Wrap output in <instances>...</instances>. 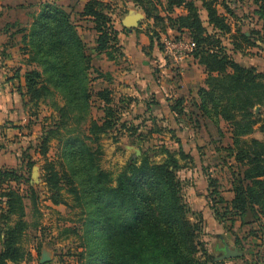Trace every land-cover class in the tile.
Returning <instances> with one entry per match:
<instances>
[{
    "label": "trees",
    "instance_id": "1",
    "mask_svg": "<svg viewBox=\"0 0 264 264\" xmlns=\"http://www.w3.org/2000/svg\"><path fill=\"white\" fill-rule=\"evenodd\" d=\"M129 1L153 23L157 40L160 33L168 30L187 33L193 46L191 57L206 73L204 87L198 90L194 104L197 114L217 128L226 124L231 133L232 143L217 151H225L240 169L233 175L231 200L216 189L211 190L218 183L210 180L208 199L214 202L210 209L216 220L222 225L230 221L231 227L240 222L244 227L250 224L245 223L249 217L252 225L260 224L264 219V73L243 66L232 54L242 51L244 45L261 47L255 34L240 28L233 34L227 17L237 19L236 14L225 4L227 13H220L218 0ZM254 1L258 5L255 13L264 23V0ZM178 10L182 14H176ZM77 14L92 24L97 35L95 51L113 61L111 51L119 52V36L129 30L115 28L112 5L104 0H89ZM16 34L20 35L21 53L28 69L24 74H15L16 79H23L26 106L31 111L50 101L57 113L42 128L34 153L47 161L50 144H59L57 162L45 164L44 183L54 205L65 204V191L73 198L75 209L81 211L80 257L84 264H218L200 239L202 218L199 217L200 224L191 220L178 176L185 168L182 163L193 161L190 154L182 149L176 154L166 150L161 152L165 158L162 163H152L147 156L140 162L131 159L115 183L112 175L102 169L103 136L126 132L145 143L148 135L162 134V130L153 114L145 118L152 127L145 121L136 128L123 122L122 115L135 100L116 101L109 88L92 91L93 59L71 13L55 2L42 3L29 26L19 25ZM227 39L231 40V49ZM2 49L0 55L4 56L7 48ZM95 101L103 113L99 120L92 117ZM184 103L180 99L168 106L180 123L187 117ZM147 107L150 113L151 104L147 103ZM257 133L263 136L262 140L253 137ZM91 145H97V149ZM34 166V162H29L26 169L30 171ZM22 171V167L0 170V191H4L0 199L5 200L4 208H0V264H21L32 259L22 245L29 228L23 197L14 189L5 190L21 181Z\"/></svg>",
    "mask_w": 264,
    "mask_h": 264
},
{
    "label": "rangeland",
    "instance_id": "2",
    "mask_svg": "<svg viewBox=\"0 0 264 264\" xmlns=\"http://www.w3.org/2000/svg\"><path fill=\"white\" fill-rule=\"evenodd\" d=\"M86 1L0 0V14L3 17L0 29H4L6 26L7 19L4 18L6 14H16L19 16L18 21L12 18L10 22L13 24L18 22L21 26H25L29 24L28 16H32V13L34 14L38 8L40 9V4L55 2L71 13L72 20L77 25L78 31L88 48V53L93 59L90 72L93 92L109 88L113 91L116 101L126 100L129 95L139 98L142 104L152 100L158 101L159 110L162 111L168 108L170 103L180 99L184 100L185 111L189 118H182L180 123L172 116L165 118L164 114L159 115L158 125L163 132L161 131L162 134L154 136L148 135L149 140L145 143L139 142L135 137H130L131 135L126 132L120 135L115 133L103 136L100 142L101 167L112 175L115 183L117 175L131 159L140 162L143 156H147L152 163H162L165 161L163 152L168 150L170 153L176 154L182 149L184 153L191 155L193 161L182 163L185 168L178 173V176L182 180L183 192L191 210L192 222L200 224L199 217L202 218L203 229L200 239L207 244L208 252L217 257L216 249L222 250L224 244H229L232 248L239 247L243 251L247 259L244 262L247 264H264V219L260 224L252 225V219L247 217L245 223L250 222V224L244 227H241L239 222L232 227L230 221L224 222L223 231L228 230L226 235V231H220L219 227H216L212 217H215L214 213L209 212L211 203L212 205L214 203L208 199L210 180H216L218 183L216 188L212 187L211 190L216 189L226 200H231L233 175L239 171L240 167L227 156L225 151H217L218 148H226L232 143L231 133L227 125L222 123L220 128H217L197 114V108L194 104L198 101V96L195 98L194 93L197 95L198 91H195L190 77L187 78V73L180 74V70L175 67V64L164 52V44L169 40L190 41L187 33L180 35L168 30L167 33H160V39L157 40L154 35L153 23L146 19L141 10L134 8L129 0H104L107 4L112 5V20L115 28L119 31L123 29L122 20L130 12L144 15V19L132 33L122 32L120 34L119 52L111 51L114 60L110 61L106 55L98 54L95 51L97 35L91 29L92 24L81 19L77 14ZM218 3L220 13H227L224 4L235 12L237 19L227 17L233 29L240 28L244 32H253L255 34L254 39L261 46L248 47L244 45L242 51L238 52L245 59V64L242 65L247 68H256L253 67L256 65L264 68V23L259 20L255 13L258 5L254 0H218ZM29 12L31 14L26 16ZM176 14H182V11L178 10ZM202 16L205 19L204 12H202ZM12 32H18L17 28L14 27ZM157 32L160 30L157 29ZM16 56L13 59L15 64L21 62ZM190 57L183 63V67L189 70L195 69L191 65ZM170 69L176 73L171 72ZM256 69L258 70V68ZM25 70L28 69L23 68V71ZM258 72L264 73L261 70ZM100 74H103L102 77ZM196 75L199 76L200 74ZM109 86L113 87L110 88ZM128 100L133 99L128 98ZM50 104L49 101V103L40 104L35 110L31 109L30 116L32 119H29V122L32 135H30V143L26 140V145L23 148L25 150L19 151L20 163L17 165V169L23 168L22 179L10 184L5 190L7 188L14 189L23 197L26 212L25 221L29 228L23 236L22 245L32 259L21 264H84L80 257L83 252L81 247L83 244L81 211L75 209L73 198L65 191L63 192L65 204L54 205L50 201L51 196L44 183L45 164L47 161L57 162L59 144L57 141L50 144L47 161L39 154L34 153L42 128L49 125L51 120L57 117V113L53 111ZM257 109L255 112L258 114L260 109ZM92 117L96 120L103 117L100 104L96 101L92 105ZM138 118L140 120L136 121L134 118L132 120L130 115H122L123 122H128L132 128H136L142 122L144 124L145 118L140 116ZM147 123L146 125L153 126L152 122ZM170 131H174L173 134L169 133ZM253 137L259 140L263 139V136L258 133ZM91 146L95 150L97 149V145ZM137 150L140 151V154H137ZM27 156H29V160ZM29 162L35 164L30 171L26 169ZM32 191L35 192L34 198ZM3 192L0 191V194ZM4 202L5 200L1 201L0 199L1 209L4 208ZM251 232H255V235H251ZM220 233H222L220 237L224 238L223 240L218 238ZM236 236L239 237L240 244L238 246L234 244Z\"/></svg>",
    "mask_w": 264,
    "mask_h": 264
},
{
    "label": "crops",
    "instance_id": "3",
    "mask_svg": "<svg viewBox=\"0 0 264 264\" xmlns=\"http://www.w3.org/2000/svg\"><path fill=\"white\" fill-rule=\"evenodd\" d=\"M88 1L89 0H87L86 2ZM0 7H1V3H0ZM39 11L40 9L38 8V10L34 14L33 13L31 14L30 12L27 14L25 13L26 16H28L29 14L32 15V16H28L29 24L32 22L33 15L37 14ZM1 16L2 14H0V26L2 25L1 20H3V17ZM4 18L5 20L6 19L7 20H6L5 28L0 29V48L2 49L4 46H6L7 49L4 52V56L0 55V170L17 169V165L20 163L19 151L23 152L25 150L23 148L26 145V140L29 142L31 139L30 135H32L31 134L32 130L30 131L31 124L29 122V119H32L30 116V107L26 106V103L28 102V100L27 98L23 96V93H22L24 89V82H23V79L18 80L15 78V74L18 71H21V74H24L26 70L23 71V68L27 69L24 63L25 56H23L21 53L22 44L20 43V35L16 34L17 32L16 33L12 32V29H14V27L17 28V31H18V27L20 23L14 22L13 24L12 22H10L12 18L16 19L15 21H18L17 19L19 18V16H16V14L14 15L6 14ZM16 24H18L17 27L14 26ZM29 24L22 26V27H28ZM132 32H129V33H132ZM234 33H235V30H233V34ZM227 38H230V36H228ZM230 42L231 40L227 39L226 44L229 49L232 48L230 45ZM232 54H233L234 59L238 63L245 64V59L243 58L241 54L239 53H232ZM15 56L17 59L19 57L18 60L21 61L20 63L18 62L15 64V61H13ZM189 60L192 61L191 65L196 70L195 69H190V70L185 69L183 65L177 69L180 70V74L182 75L187 73L188 75L187 78L190 77L192 85L193 87H195V91L197 92L201 87H204L206 73H205L204 68L201 67L192 57H190ZM253 67L258 68V70H261V72H264V68H262L261 66L257 67L256 65ZM170 71L174 72L172 69H170ZM174 73H176V71ZM198 73L200 74L199 76L196 75ZM109 87L111 88L113 86H109ZM129 91L131 90L129 89ZM194 94H195L194 97L196 98L197 95L196 93ZM128 98H132L133 100H135V102H133L130 106H128V109L125 111L123 115H126V114L130 115V117H132V120L133 118L137 119L138 116H141L144 119L146 117H149L151 114H153L156 117H158L159 115L162 116L164 114L165 118L172 116L169 108L163 109V111L159 110L160 106H159L158 101L152 100L148 102L152 104L151 112L148 113L149 110L147 107V103L143 102L142 104L141 103L142 101L139 98L134 97V95H129ZM232 198H233V195H232ZM209 212L213 214L211 210H209ZM212 217H213L214 223H216L215 224L216 227H219V230L223 231L224 225L220 224L219 221H217L214 216ZM224 231H226V235H227L228 230L225 229ZM221 234L222 233L219 234L218 238L220 240H223L224 238L220 237ZM236 238H239V237L236 236ZM236 238H234L235 239L234 244L235 246H238L240 243L237 244ZM226 245H228L231 250H235V249L239 250L242 256L238 258L223 260L222 257L224 255V248L226 247ZM224 248L222 250L216 249L218 253L217 257L209 253V255L215 258L216 263L218 264H247L246 262H244V260L245 261L247 260L246 255L243 253V251L239 247L232 248L231 245L224 244Z\"/></svg>",
    "mask_w": 264,
    "mask_h": 264
},
{
    "label": "built area",
    "instance_id": "4",
    "mask_svg": "<svg viewBox=\"0 0 264 264\" xmlns=\"http://www.w3.org/2000/svg\"><path fill=\"white\" fill-rule=\"evenodd\" d=\"M164 52L172 63L175 64V67L179 68L191 56L193 46L189 41L187 42L183 39L169 40L164 44Z\"/></svg>",
    "mask_w": 264,
    "mask_h": 264
},
{
    "label": "water",
    "instance_id": "5",
    "mask_svg": "<svg viewBox=\"0 0 264 264\" xmlns=\"http://www.w3.org/2000/svg\"><path fill=\"white\" fill-rule=\"evenodd\" d=\"M144 19V15L141 13L134 14L133 12H130L129 15H127L122 20V27L124 29L129 30V32L134 31L138 28L140 22ZM258 111V109H257ZM137 154H140V151L137 150ZM242 254L239 252V250H231L228 245L224 248V255L222 257L223 260L232 259V258H238L241 257ZM46 261V260H44Z\"/></svg>",
    "mask_w": 264,
    "mask_h": 264
}]
</instances>
